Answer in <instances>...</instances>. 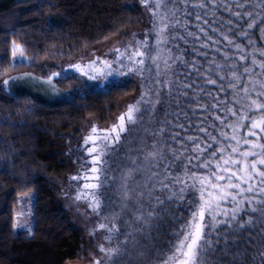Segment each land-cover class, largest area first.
Returning a JSON list of instances; mask_svg holds the SVG:
<instances>
[{
	"label": "snow or ice",
	"instance_id": "obj_1",
	"mask_svg": "<svg viewBox=\"0 0 264 264\" xmlns=\"http://www.w3.org/2000/svg\"><path fill=\"white\" fill-rule=\"evenodd\" d=\"M139 3L152 13L151 32L145 29L142 38L133 34L127 41L114 42L112 60L93 54L89 59L80 57L75 63H65L60 71L38 77L52 86L56 98L63 102H71L77 86L59 92L52 81L67 79L76 72L91 77L98 68L113 73L123 70L138 73L143 81L139 95L119 113L115 123L104 129H98L95 123L91 125L82 142L91 162L86 170L88 175L70 178L84 179L86 183L81 188L90 190L84 193L91 201L88 207L97 213L104 211L95 194L99 183L92 182L100 176L97 165L104 164L103 156L113 150L110 146L121 140L126 124L133 126L121 165L111 175L107 168L104 173V183L111 189V194L104 193L107 211L112 213L113 220L117 216L126 217L127 231L121 234L117 223L111 221L110 226L97 224V228L107 227L108 244L98 245L101 255L93 254L90 264H264V48L255 47L256 41L251 38L248 40L251 47L239 43L254 24L264 21V0H195L191 5L196 9L195 19L186 11L184 23L177 17L181 16V5L189 7L188 0H175L167 5L164 0H139ZM218 8L231 14L232 19H217ZM161 11L166 15H161ZM225 23L230 31L219 28ZM212 25L216 27L210 35L207 29ZM193 26L195 31L186 30ZM214 35L223 36L227 42L224 47L218 48L219 41ZM261 37L264 38V24ZM189 38L206 49L201 56L207 58V63H197L195 56L191 62L185 60L187 53L175 42L187 45ZM9 51L12 60L8 67L15 66L17 57L20 62H31V57L25 55V45L15 38ZM183 70L188 72L187 77ZM21 77L37 78L34 73L4 75L0 88L7 89ZM193 79L204 83L193 85ZM218 80L215 94L202 90L205 84L216 86ZM185 99L191 104L187 112L194 115L199 111L198 133L183 140H177L175 133L165 138L169 126L180 127L168 119L172 116L191 126V117L180 107ZM201 99L205 102H200ZM158 104H167L169 109L175 107L176 112L166 110L164 118L157 119ZM137 124L144 127L136 128ZM173 200L185 213L177 216L175 211L171 212L173 223L181 221L179 227L171 233L167 244L146 248L145 242L169 214ZM244 210L258 215H249L238 225V216ZM23 215L13 212L12 228L26 229L31 234L32 225L22 219ZM245 225H260L261 231L256 236L238 239ZM113 233L117 237L115 242Z\"/></svg>",
	"mask_w": 264,
	"mask_h": 264
},
{
	"label": "trees",
	"instance_id": "obj_2",
	"mask_svg": "<svg viewBox=\"0 0 264 264\" xmlns=\"http://www.w3.org/2000/svg\"><path fill=\"white\" fill-rule=\"evenodd\" d=\"M129 1L0 0V83L4 75L27 72L23 64L8 67L12 60L9 48L15 29L34 24L31 43L35 51L27 54L33 62L71 58L86 48L102 46L125 32L142 29L145 16L137 6L129 5ZM215 15L224 21L232 19L231 14H226L222 8H218ZM262 24L264 21L254 24L249 35L239 43L246 48L251 47L248 44L251 38L256 41L255 47L264 48ZM213 27L216 25L207 29L210 35H213ZM219 28L230 31L226 23ZM213 38L219 41L218 48L227 43L221 35ZM257 58H260L259 53ZM63 83L61 87L70 86L68 82ZM219 84L218 80L217 87ZM135 92L136 86L130 82L111 86L107 91L75 95L71 102H47L32 94H13L0 88V264H71L78 261L83 233L73 226L56 200L52 180L65 176L71 167L63 155L66 143L83 137L91 122L106 128L120 110V105ZM164 109V106H158L157 119L163 118ZM193 119L196 122L197 118ZM132 134L133 130L128 138ZM212 150L211 147L208 149L209 152ZM28 193L34 201L32 232L14 233L13 212L19 206L18 199ZM228 207H231L230 203ZM172 211L177 216L185 215L173 200L169 214L153 230L152 238L145 242L146 248L152 244L162 247L168 243L171 233L181 223L179 220L173 223ZM249 215L258 214L244 210L238 216L237 224L247 220ZM260 231V225H245L237 238L256 236Z\"/></svg>",
	"mask_w": 264,
	"mask_h": 264
},
{
	"label": "rangeland",
	"instance_id": "obj_3",
	"mask_svg": "<svg viewBox=\"0 0 264 264\" xmlns=\"http://www.w3.org/2000/svg\"><path fill=\"white\" fill-rule=\"evenodd\" d=\"M165 4L175 2V0H164ZM195 2V0H188L189 7L185 9L183 5L180 7L181 16L177 17L180 20V23H184L185 17L183 14L187 12L192 13L193 20L195 19L196 9H193L191 5ZM129 5H134L139 8L143 16H145V25L142 29H139V31H128L124 34L120 35L116 39L111 40L110 42H107L106 44L102 46H97L95 48H86L84 49L80 54L75 55L71 58H65V59H51V60H42L39 61V63H35L31 60L30 63H23L20 62L21 58L17 57V64H23L27 67V72L25 73H34L36 79H33L32 77H21L19 79H16L12 81L7 89H4L6 91H9L13 94L23 93V94H32L35 97L39 99H43L47 102L57 101L59 99L56 98V91L53 90V87L50 86L48 83L38 79V77L42 75H47L48 73L52 71H60L63 69V65L65 63H75L76 59L80 57H84L85 59H89L93 54L101 57H106L109 60L114 59L115 57V43L116 41H127L129 40L133 34H136L137 36L141 37L144 34V30L147 29L149 32L152 30V13L148 12L142 5H140L139 0H130L128 2ZM161 15H166L163 11H161ZM172 15H175L173 13ZM169 19L171 17H168ZM204 17H202L203 19ZM34 30L35 26L34 24H27L26 26L19 27L15 29L13 38L17 39L19 42L25 45L26 52L25 55L28 53H31L35 51L34 46L32 45V41L34 40ZM187 31H195V26L190 27L186 29ZM178 31H180L178 29ZM180 35H183V31H180ZM175 43L179 44L180 49H182L187 54L185 55V60L188 62L192 61L193 56L196 57V61L199 64L207 63V58H202L201 54L206 51V49L201 45L193 42L191 38H189V43L185 45L182 41H176ZM28 56V55H27ZM30 57V56H29ZM195 68L196 65L193 66V76H195ZM73 72L75 70H72ZM151 71L155 72V67L151 69ZM177 71H182V69H177ZM200 71L202 72L203 69L201 68ZM183 74L185 77L188 76V72L186 70H183ZM79 77V78H77ZM63 82H68L70 86L76 85L77 89L73 91L72 97L75 95H83L87 91H107L108 88L111 86H119L124 85L125 83L132 82L136 86V92L135 94L125 102H123L120 105V110L118 113L113 117L112 122L110 125H108L106 128L110 127L111 124L116 122V117L119 115L121 111H124L127 104L131 102L132 99H135L142 88V79L141 76L138 73L130 72V73H124L123 70H121L120 73H113L108 72L104 69L98 68L95 75L91 77H84L80 73L76 72L74 75H70L67 79H54L52 81V84L55 85L56 90L59 92H63L66 89H69L70 86L61 87L60 85H63ZM193 85L196 83L203 84L204 81H191ZM68 85V84H67ZM66 86V85H65ZM218 86V81L216 86L212 85H206L203 87L204 92H213L214 87ZM214 93V92H213ZM189 96L192 95V92L189 91ZM173 100H175V96L172 97ZM203 102V101H200ZM158 106H164V111L162 113V117L164 118V112L166 110H170L173 113L176 112V108L172 107L171 109L168 108L167 104H158ZM182 111H185L187 115L191 117V126L188 125L187 121L180 118L178 119L176 116H172L168 118L172 122L179 124L180 127H171L169 126L166 129V135L165 138H170L173 133L176 134L177 140H183L188 135H194V132H198V129L196 128V122H194L193 118H198L199 113H195L194 115L191 112H187V109L191 107L190 102L185 99L183 104L180 106ZM94 122H91L87 129L86 134L89 133V130L91 129V125ZM136 128L144 127V125L137 124L135 126ZM98 129H104L99 126H97ZM194 129V130H193ZM134 131V128L131 124H126V131L121 133V140L116 145L110 146L113 150L106 153L103 156L104 164L100 165L98 164L97 167L100 171V176L98 181H92L99 183V189L98 191H95V194L100 199L101 208L105 209L104 211H101L100 213H97L94 209L89 208L88 205L91 202L89 196L84 195V193H88L90 190L87 188H81V185L86 183L84 179L80 180H72L70 179L73 175H88L87 169L91 167V162L87 158V153L84 151L85 145L82 143L84 140V136L78 139V137L74 138L73 141L67 142L66 145L63 148V155L65 156V161L67 160L69 163V166H71L67 172V174L63 177H56L52 180V189H54L56 200L60 203V206L66 211V214L70 218V221L72 222L73 226L77 228L81 233H83V246L81 249L80 257L78 261L71 263V264H90V261L93 258V254L95 255H101L100 250L98 248V245L101 243L108 244V241L105 239V237L108 235L107 227L105 228H97V224H109V221L117 223V230L123 234V232L127 231V228L125 226V218H120L119 216L116 217L115 220H113L112 213L107 211V202L106 197L104 193L111 194V189L107 188L106 184L104 183V173L105 169L107 168L108 174H112V170L117 168V166L121 165V161L123 159L122 153L125 151V145L128 141V134L130 131ZM193 130V131H191ZM128 138V139H127ZM77 193H80L79 198H77ZM19 206L16 210V212L23 213L22 219L26 222H29L32 225V206H33V200L31 195H23L21 198L18 199ZM18 231H27L26 229L18 228L13 229V232ZM113 242L117 239L115 236V233H113Z\"/></svg>",
	"mask_w": 264,
	"mask_h": 264
}]
</instances>
